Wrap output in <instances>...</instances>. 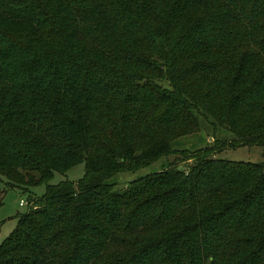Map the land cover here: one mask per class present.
Listing matches in <instances>:
<instances>
[{
	"label": "trees",
	"instance_id": "trees-1",
	"mask_svg": "<svg viewBox=\"0 0 264 264\" xmlns=\"http://www.w3.org/2000/svg\"><path fill=\"white\" fill-rule=\"evenodd\" d=\"M200 116L234 137L109 182ZM253 145L264 0H0V205L86 164L18 215L0 264H264V160L216 157Z\"/></svg>",
	"mask_w": 264,
	"mask_h": 264
},
{
	"label": "rangeland",
	"instance_id": "rangeland-1",
	"mask_svg": "<svg viewBox=\"0 0 264 264\" xmlns=\"http://www.w3.org/2000/svg\"><path fill=\"white\" fill-rule=\"evenodd\" d=\"M200 125L199 131L179 137L172 142L175 153L163 156L150 165L136 171L117 172L109 179V182L115 183L119 188L126 187L130 181L160 171L171 162L183 164V159L186 160L185 156L187 154H192L195 150L212 146L215 139L231 140L234 137L227 129L222 127L215 129L210 120L205 119L203 116H200ZM216 157L260 163L264 160V148L257 145L225 148L223 151L217 153ZM190 162L192 161L190 160ZM85 172L86 164L82 162L65 173L55 172L53 178L47 183L44 182L27 188L14 187L7 189L4 194V203L0 205V245L18 226V215L26 213L35 206L37 199L46 193L48 184H58L65 180L77 183L84 177ZM4 185L2 184V186ZM31 198L32 201H30ZM23 201L24 203H22Z\"/></svg>",
	"mask_w": 264,
	"mask_h": 264
},
{
	"label": "built area",
	"instance_id": "built-area-1",
	"mask_svg": "<svg viewBox=\"0 0 264 264\" xmlns=\"http://www.w3.org/2000/svg\"><path fill=\"white\" fill-rule=\"evenodd\" d=\"M22 203H24V201Z\"/></svg>",
	"mask_w": 264,
	"mask_h": 264
}]
</instances>
